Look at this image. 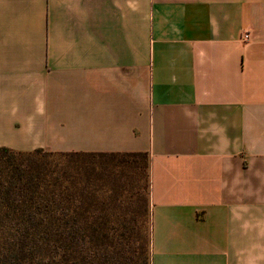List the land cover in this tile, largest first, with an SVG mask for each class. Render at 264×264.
<instances>
[{
    "label": "crops",
    "instance_id": "obj_1",
    "mask_svg": "<svg viewBox=\"0 0 264 264\" xmlns=\"http://www.w3.org/2000/svg\"><path fill=\"white\" fill-rule=\"evenodd\" d=\"M0 147L147 152L150 264H264V0H0Z\"/></svg>",
    "mask_w": 264,
    "mask_h": 264
},
{
    "label": "trees",
    "instance_id": "obj_2",
    "mask_svg": "<svg viewBox=\"0 0 264 264\" xmlns=\"http://www.w3.org/2000/svg\"><path fill=\"white\" fill-rule=\"evenodd\" d=\"M148 160L0 147V264H150Z\"/></svg>",
    "mask_w": 264,
    "mask_h": 264
},
{
    "label": "built area",
    "instance_id": "obj_3",
    "mask_svg": "<svg viewBox=\"0 0 264 264\" xmlns=\"http://www.w3.org/2000/svg\"><path fill=\"white\" fill-rule=\"evenodd\" d=\"M242 38L246 41L248 39V34H244Z\"/></svg>",
    "mask_w": 264,
    "mask_h": 264
}]
</instances>
